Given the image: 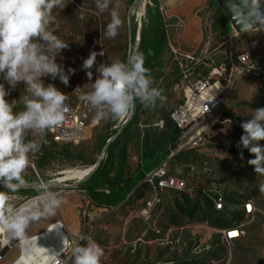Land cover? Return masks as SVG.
<instances>
[{
    "label": "rangeland",
    "instance_id": "rangeland-1",
    "mask_svg": "<svg viewBox=\"0 0 264 264\" xmlns=\"http://www.w3.org/2000/svg\"><path fill=\"white\" fill-rule=\"evenodd\" d=\"M120 3V14L125 24L114 39L103 35L110 16L108 11L101 13L96 8L95 0H65L64 8L53 9V15L59 24L55 34L69 45L56 57V62L64 66L66 73L73 69L74 74H70L67 86L58 78L52 80L49 76L42 79L45 84L52 83L65 93L66 103L79 98L80 92L75 91L77 87L84 92L91 90V83L97 76L96 67L100 63L124 59L128 28L133 22L137 26L135 45L137 44V32L145 21V5L153 4L150 0H137L132 5L127 0H120ZM215 4L212 0H158V9L165 24V42L160 62L150 73L153 86L163 90L166 101L162 107L157 104L155 108H144L140 104L137 125L140 136L128 141L126 149V162L130 171L138 164L140 138L145 131L160 129L154 124L165 114H170L171 109L182 101L180 81L183 74L178 61H181L184 68H190L188 80L193 82L235 53L248 51L253 56H261L259 73L243 74L228 92L223 114L229 120L244 122L251 119V110L264 107V31L254 28L242 33L230 31L226 36L222 31V23L218 21V5ZM230 37L233 49L228 50L229 46L222 45V42ZM169 43L182 51H193L195 60H186L180 56L176 59ZM93 51L97 52V61L91 69L93 78L90 81L87 70L82 65ZM0 83H4L6 90L9 88L2 76ZM23 95L24 85L21 83L5 99L13 102L15 111H20L23 110L20 99ZM115 125L117 121L113 120L98 122L86 128L85 137L79 142L57 144L54 150L67 151V157L59 162L46 163L41 169L36 167V162L45 147L44 141L50 137H35L41 141L42 147L38 153L31 155V164L25 176L29 181L44 183L39 176L43 174L47 180L55 181L52 186L61 192L64 203L53 221L59 220L61 216L70 235L79 234L84 227L76 206V193L71 192L67 185L73 183V178L82 177L77 180V183L81 182L100 159L101 140L109 137L114 130H120L124 124ZM33 138L29 133L27 139ZM239 141L237 129L230 124L223 133L213 131L205 147L191 150L181 160L172 158L169 171L185 179L186 188L162 193L160 203L153 207L148 218L139 214L145 200L150 197L145 187L139 188L130 199L113 209L93 207L90 216L94 220L83 234L91 235L103 248L101 264H264V193L259 191V185L264 183V176L256 174L254 167L248 164V160L254 156L247 149L238 148ZM260 144L264 146V141H260ZM240 152H243V159ZM217 191L223 194L230 191L242 194L251 200L254 207L252 213L244 215L238 222L244 234L229 246L222 243L219 229L202 220L203 204L201 211L190 219L179 212L174 203L175 199H181L180 192L194 201L199 198L202 200L203 195H211ZM31 197L33 196L20 192L13 199L22 202ZM227 209V219L234 221L231 211L238 210V205H229ZM63 229L65 230L64 227ZM18 254L19 250L15 245L4 248L0 264H6L13 257L14 260Z\"/></svg>",
    "mask_w": 264,
    "mask_h": 264
},
{
    "label": "clouds",
    "instance_id": "clouds-1",
    "mask_svg": "<svg viewBox=\"0 0 264 264\" xmlns=\"http://www.w3.org/2000/svg\"><path fill=\"white\" fill-rule=\"evenodd\" d=\"M95 5L101 13L109 12L103 35L114 39L125 24L120 0H95ZM65 6V0H0V76L9 85L6 90L4 83H0V248L15 242L22 253L32 252V237L28 235L31 225L55 216L64 203L61 192L52 186L54 180L29 181L25 173L31 155L42 147L35 137L42 139L47 131L60 126L68 112L66 94L42 79L58 78L67 86L70 74H74L73 69L66 73L64 66L56 62V57L69 45L55 34L59 24L53 9ZM245 11L251 12L253 19L259 17L254 29H260L264 0H248ZM96 61L97 52L93 51L82 65L90 81ZM96 73L90 91H81L80 87L75 91L80 92L79 99L92 109L97 122L127 120L134 115L137 102L144 108H155L166 101L163 90L153 86L143 54L134 48H130L126 60L100 63ZM21 83L25 92L20 97L23 110L15 111L13 102L5 97ZM250 116L240 125L243 134L237 147L254 156L248 164L256 174L264 176V146L260 144L264 141V107L251 110ZM29 133L33 139H27ZM240 157L243 159V152ZM28 188L36 195L22 202L13 199ZM259 191L264 193V183L259 185ZM62 245L71 248V264H101L104 250L91 235L80 234L75 244L64 237ZM44 251L48 253L47 249ZM62 257V251L48 255L51 264H64Z\"/></svg>",
    "mask_w": 264,
    "mask_h": 264
},
{
    "label": "built area",
    "instance_id": "built-area-1",
    "mask_svg": "<svg viewBox=\"0 0 264 264\" xmlns=\"http://www.w3.org/2000/svg\"><path fill=\"white\" fill-rule=\"evenodd\" d=\"M212 1L214 3L218 2V0ZM260 30L264 31V22L260 23ZM230 31H234L231 25ZM234 33L236 32L234 31ZM169 48L176 59L177 56H180L186 60H195L194 52L182 51L179 47L173 46L172 43H169ZM260 57L261 56H253L248 51L237 53L236 56H229L228 60L221 62L217 66H213L205 76L193 82L188 80V71L190 68H184L181 61H178L183 74L182 80L180 81L182 101L180 104L173 107L169 114L171 121L177 128L175 146L170 150L165 159L144 173L139 183V185H143L150 193V197L145 200L143 206L139 210V214L142 217L148 218L150 216L153 207L160 203L162 193L169 190L182 191L186 188L185 179L169 171V162L173 156L179 152L205 147L209 143L210 134L213 131L223 133L227 125L231 124L237 130L243 131L240 127L242 122L225 118L223 106L228 92L240 76L245 73H259L261 68V63L259 61ZM197 62L193 63L195 64ZM66 105L68 107V112L65 121L60 126L46 133V135L57 144L79 142L85 137L86 128L98 123L93 119L92 109L79 98L75 101L66 103ZM126 121L127 120H117V125L119 123L124 124ZM117 125H115V127ZM108 140H110V138ZM81 178H73V183L67 185L78 195L80 203L77 208L81 223H83L84 227L83 230L75 236L66 232L65 237H68L73 244L76 243L77 237L83 234L85 229L93 222L94 217L90 216L92 208H99L95 206L93 199L87 191L78 186L77 180ZM100 191L105 193L109 192L106 188L100 189ZM207 197L212 202L214 210L223 211L226 209L225 198L222 192L217 191L211 195H207ZM107 208L113 209L114 206H109ZM241 209L245 215L252 213L254 207L251 200L247 199L243 201ZM57 221L61 224L60 227L63 228L62 221ZM237 232L239 235H237ZM234 233H236V236L233 237ZM220 234L222 243L229 246L244 234V230L241 228V224L237 223L231 227L222 228ZM35 235L36 234L32 236ZM13 245L18 247L19 252L21 251V248L15 242L8 246L11 247ZM3 249L4 247L0 248V250ZM62 252L64 264H71V248H63ZM2 258L3 253H0V261ZM47 264H51V262Z\"/></svg>",
    "mask_w": 264,
    "mask_h": 264
},
{
    "label": "trees",
    "instance_id": "trees-1",
    "mask_svg": "<svg viewBox=\"0 0 264 264\" xmlns=\"http://www.w3.org/2000/svg\"><path fill=\"white\" fill-rule=\"evenodd\" d=\"M129 5L135 4L137 0H127ZM153 4L145 5V21L137 32L138 42L135 45L136 23L133 22L128 28L127 52L124 55L126 60L130 48H134L143 54L144 65L149 70L153 69L159 64L163 45L165 42V24L163 22L161 13L158 9V0H150ZM214 3V2H213ZM215 4V3H214ZM216 5V4H215ZM219 13L218 21L222 23V31L228 36L230 32V24L223 11L217 6ZM232 38L222 45L229 46L228 50L233 49ZM237 53L233 55L236 56ZM140 103L137 102L136 110L131 118L127 119L120 130H114L109 137L101 140L99 149L101 157L96 161L95 167L88 172L83 180L78 183V186L84 188L93 199L96 207L107 208L109 206H116L119 203L130 199L139 188H144L139 185L144 173L157 165L169 154L175 146V139L177 137V128L171 121L169 114L162 117L163 125L160 129L155 128L150 132L146 130L140 138L138 164L133 171H130L126 162L127 143L130 140L139 138L140 130H138ZM238 131L240 139L243 134L242 130ZM110 138V140H108ZM46 141V142H45ZM43 152L36 162V167L41 169L46 163H54L63 160L67 157L68 152H56L54 149L57 143L51 140H45ZM50 144V147L48 146ZM193 150V149H191ZM191 150L179 152L173 158L181 160ZM41 180L46 181L47 177L39 174ZM108 189L105 193L100 189ZM56 190V189H54ZM181 191V190H180ZM24 195L29 194L35 196L36 193L32 190L26 189L21 191ZM181 199H175L176 209L193 219L204 206V214L202 220L214 228L222 229L224 227H231L243 219L245 215L242 209L231 211L234 221L227 219L225 213L228 210L227 205H240L248 197H244L235 191L224 193L225 210L216 211L213 209L212 202L206 195L203 199H196L191 201L190 198L180 192ZM141 195L139 194L138 197ZM168 264V263H166Z\"/></svg>",
    "mask_w": 264,
    "mask_h": 264
},
{
    "label": "bare ground",
    "instance_id": "bare-ground-1",
    "mask_svg": "<svg viewBox=\"0 0 264 264\" xmlns=\"http://www.w3.org/2000/svg\"><path fill=\"white\" fill-rule=\"evenodd\" d=\"M60 226L61 224L58 221L53 222L47 228L32 236L29 245L32 252L22 253L20 251L10 264H47L50 262L48 259L49 254H55L63 250L62 240L66 235V231ZM235 234L233 237L236 236ZM6 247L8 246L4 248ZM45 249L48 250V253H45ZM32 253H35V255Z\"/></svg>",
    "mask_w": 264,
    "mask_h": 264
},
{
    "label": "water",
    "instance_id": "water-1",
    "mask_svg": "<svg viewBox=\"0 0 264 264\" xmlns=\"http://www.w3.org/2000/svg\"><path fill=\"white\" fill-rule=\"evenodd\" d=\"M248 0H218L217 5L225 14L236 33H242L247 30L253 29L254 25L259 22V17L256 19L252 18L251 12H246ZM262 23V22H261ZM96 164L90 168V172ZM3 253V250H0Z\"/></svg>",
    "mask_w": 264,
    "mask_h": 264
},
{
    "label": "crops",
    "instance_id": "crops-1",
    "mask_svg": "<svg viewBox=\"0 0 264 264\" xmlns=\"http://www.w3.org/2000/svg\"><path fill=\"white\" fill-rule=\"evenodd\" d=\"M187 10V9H186ZM188 11V10H187ZM186 12V11H185ZM178 13H182V12H180V11H178ZM177 14V13H176ZM175 15V14H174ZM186 24V23H185ZM186 51V50H185ZM188 52H190V53H192L193 51H188ZM156 127H162V125H163V121H162V118H161V120H159V121H157L155 124H154ZM71 192H73L72 190H70ZM76 196H77V199H78V202H77V204H76V206L78 207V205H79V203H80V200H79V198H78V195L76 194ZM227 206H229V205H227ZM228 208V207H227ZM239 209H241V204L240 205H238V210ZM60 219L59 220H61L62 221V223H63V227L65 228V230H66V232L67 233H69V229H68V227H67V225H66V223L63 221V219L61 218V216L59 217ZM55 219V216H52V217H46V218H42V219H40L38 222H35L33 225H31V227H30V229H32V231L31 232H29L28 231V235L29 236H32V235H34V234H37V233H39V231H42L44 228H46L50 223H52V222H54L53 220ZM29 229V230H30ZM220 230L221 229H219V232H220ZM77 235V234H76ZM14 258V257H13ZM13 258L12 259H10L6 264H10L11 262H12V260H13ZM3 259V258H2ZM1 259V260H2Z\"/></svg>",
    "mask_w": 264,
    "mask_h": 264
}]
</instances>
